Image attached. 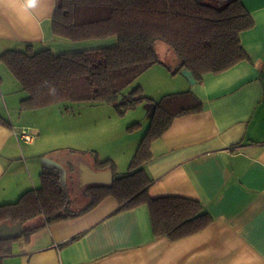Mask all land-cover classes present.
Returning a JSON list of instances; mask_svg holds the SVG:
<instances>
[{
	"label": "crops",
	"instance_id": "1",
	"mask_svg": "<svg viewBox=\"0 0 264 264\" xmlns=\"http://www.w3.org/2000/svg\"><path fill=\"white\" fill-rule=\"evenodd\" d=\"M243 3L255 21L241 34L249 61L219 74L207 73L192 84L160 58L165 65L152 66L136 80L153 102L132 111L143 107L147 118L152 117L155 101L167 94L190 91L202 101L201 112L176 117L152 143L153 158L146 171L154 179L149 188L152 197L199 200L212 222L183 239L157 238L147 205L118 212L119 202L110 196L77 218L51 224L27 238L18 236L13 254L3 264H264V0ZM55 5V0H38L29 9L26 0L0 2V54L23 49L27 43L55 53L113 44V40L85 44L55 38L51 21ZM25 95L16 80L4 77L0 115L12 126L0 125V205L22 197L18 206L6 208L13 219L47 208L41 193L44 167L60 171L71 163L70 181L77 182L79 190L83 168L95 170L97 158L112 159L119 174L128 171L143 138L136 137L138 129L130 131L123 125L126 139L109 147L88 145L83 151L92 152L89 157L76 151L59 158L50 141L66 136L61 132L65 121L75 131L73 136H81V108L72 115L67 114L72 108L63 103L21 111ZM50 107L52 124L43 119ZM128 114L116 116L121 121ZM23 128L34 133L32 143L19 137ZM21 224L23 231L37 225Z\"/></svg>",
	"mask_w": 264,
	"mask_h": 264
},
{
	"label": "trees",
	"instance_id": "2",
	"mask_svg": "<svg viewBox=\"0 0 264 264\" xmlns=\"http://www.w3.org/2000/svg\"><path fill=\"white\" fill-rule=\"evenodd\" d=\"M55 2L51 20L55 38L85 44L113 40V44L55 53L51 48L36 49L34 43H27L23 49L2 52L0 65L8 68L26 94L19 103L21 111L61 103H103L124 116L144 102H153L143 94L141 85L134 83L152 66L164 64L156 49L158 42L166 43L178 59L173 73L187 69L196 82L207 73L219 74L250 60L241 34L252 29L255 21L243 0ZM2 82L0 75V96ZM202 110V101L190 91L164 95L155 101L150 125L127 172L117 173L112 159H96L95 170L111 172L112 178L108 183L81 182L80 191L88 198L82 208L71 209L60 171L44 167L40 174L41 193L47 208L13 219L6 208L18 206L21 197L15 203L0 205V225L25 224L38 218L40 222L35 227L23 231L22 236L27 238L46 226L77 218L112 196L119 202L118 212L147 205L157 238L175 241L202 231L212 222L204 205L182 196L152 197L149 188L154 179L146 171V164L153 158L152 143L173 120ZM0 125L12 126L2 115ZM140 127L135 123L128 129ZM17 238H0V264L13 254L12 244Z\"/></svg>",
	"mask_w": 264,
	"mask_h": 264
},
{
	"label": "rangeland",
	"instance_id": "3",
	"mask_svg": "<svg viewBox=\"0 0 264 264\" xmlns=\"http://www.w3.org/2000/svg\"><path fill=\"white\" fill-rule=\"evenodd\" d=\"M156 49L157 52L159 53V57L162 60L164 59L163 61H165L172 68L176 67L178 59L174 51L166 43L158 42L156 45ZM0 75L2 79H4V77L9 78L10 76L15 80V78L13 77V75L5 65H0ZM134 84L135 85L138 84L137 81ZM129 89H126V91H128ZM63 104H65L64 106H70L72 108V110L70 109L69 111L70 113H67L69 115H72L74 113L73 111L77 110L78 107H79L78 108V112H79L81 108L82 114L79 119L81 122L79 131L82 133L81 136H78L77 134L76 136H73L72 134L75 131L71 128L69 122L65 121L66 126L61 132L66 133V136L63 138H56V136H53V139L50 141L51 147L56 149L55 150L56 153L54 156H59V158L63 156V154H67L69 156L70 155L69 152H76V151H78L79 154L83 153L82 155H86L87 157H89L92 152H86L87 154H85L83 151L88 149V145L95 147H109L111 145H115L116 143H119L120 141L124 140V138L126 137L125 131L123 130V125L125 126L128 125L129 127L135 123L138 122L141 123L142 126L138 130H136L138 132L136 133L137 134L136 137L142 138L145 135L151 121V118H147V116L145 115L144 110L140 109L143 107H139L137 109L138 111L136 112L129 110L128 111L129 114L120 121L118 117L120 115L115 113L116 112L115 109L113 108L112 105L109 104H103V103H79V104L69 103L70 105H67L68 103H63ZM91 105L93 106L91 107L92 109L89 107ZM67 109H68L67 107L63 108L64 111ZM44 112H45V116L43 117L44 121L46 123L50 122L49 124H52L53 109L50 107L46 109ZM90 116L92 118L88 120V117ZM89 121L92 123L89 124ZM19 131H21V129ZM30 132L33 133L31 129ZM53 133L57 134L58 132L55 131ZM60 169L61 170L63 169L62 172H60L61 183L71 199V209L78 210L82 208L85 204H87L88 198L85 195H83L82 191L79 190L80 185H78L77 182L70 181V174L74 169L73 165L71 163L65 164L64 168L63 166H61ZM39 222L40 220L36 218L34 220L31 219L30 222L26 223L25 227L36 225Z\"/></svg>",
	"mask_w": 264,
	"mask_h": 264
},
{
	"label": "water",
	"instance_id": "4",
	"mask_svg": "<svg viewBox=\"0 0 264 264\" xmlns=\"http://www.w3.org/2000/svg\"><path fill=\"white\" fill-rule=\"evenodd\" d=\"M182 73L190 83L195 84L196 80L191 71L183 69ZM112 178V173L107 171H96L89 168H83V176L81 182L86 183H108ZM23 234L22 224L18 222L14 225L7 223L0 225V238L18 237Z\"/></svg>",
	"mask_w": 264,
	"mask_h": 264
},
{
	"label": "built area",
	"instance_id": "5",
	"mask_svg": "<svg viewBox=\"0 0 264 264\" xmlns=\"http://www.w3.org/2000/svg\"><path fill=\"white\" fill-rule=\"evenodd\" d=\"M18 135L24 142L27 143H32L35 139V135L27 128L21 129V131L18 132Z\"/></svg>",
	"mask_w": 264,
	"mask_h": 264
},
{
	"label": "clouds",
	"instance_id": "6",
	"mask_svg": "<svg viewBox=\"0 0 264 264\" xmlns=\"http://www.w3.org/2000/svg\"><path fill=\"white\" fill-rule=\"evenodd\" d=\"M0 2H4V0H0ZM38 3V0H26V5L29 9L34 8Z\"/></svg>",
	"mask_w": 264,
	"mask_h": 264
},
{
	"label": "flooded vegetation",
	"instance_id": "7",
	"mask_svg": "<svg viewBox=\"0 0 264 264\" xmlns=\"http://www.w3.org/2000/svg\"><path fill=\"white\" fill-rule=\"evenodd\" d=\"M82 176H83V174H82ZM83 181V180H82Z\"/></svg>",
	"mask_w": 264,
	"mask_h": 264
}]
</instances>
